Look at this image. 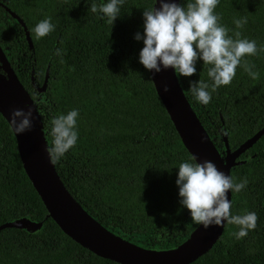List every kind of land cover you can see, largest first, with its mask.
Returning a JSON list of instances; mask_svg holds the SVG:
<instances>
[{"label": "trees", "instance_id": "trees-1", "mask_svg": "<svg viewBox=\"0 0 264 264\" xmlns=\"http://www.w3.org/2000/svg\"><path fill=\"white\" fill-rule=\"evenodd\" d=\"M154 1L124 0L110 24L90 10L93 3L99 8L109 0H5V7L24 21L33 49L1 5L0 47L36 106L48 148L51 121L73 109L79 112L77 144L54 163L72 197L125 241L166 251L183 244L198 226L180 203L176 183L179 165L195 161L140 63L144 43L135 35L143 34V11ZM188 2L193 0L179 5ZM215 14L230 37L240 32L241 39L264 48V0H220ZM49 17L55 30L36 39V25ZM243 17L247 23L237 28L234 20ZM245 59L255 65L258 78L238 67L232 83L213 92L207 105L195 99L190 87L200 80L213 83L209 66L198 60L192 77L175 71L192 111L222 156L225 140L235 150L264 128V51ZM47 69L46 90L39 92ZM230 176L237 183L245 177L248 181L242 191L230 190L232 214L255 212L257 227L237 239L233 233L239 227L226 221L212 249L191 264H264V135L236 159ZM21 218L43 222L42 227L1 230L0 264H117L82 248L47 218L23 170L12 130L0 115V225Z\"/></svg>", "mask_w": 264, "mask_h": 264}, {"label": "clouds", "instance_id": "clouds-1", "mask_svg": "<svg viewBox=\"0 0 264 264\" xmlns=\"http://www.w3.org/2000/svg\"><path fill=\"white\" fill-rule=\"evenodd\" d=\"M219 2L220 0H193L181 6L174 0H157L159 7H156V3L154 7L143 11V34L135 35L137 41L142 40L144 43L140 63L149 71L160 73L171 68L175 69L178 76L192 77L197 73L198 60H203L204 65L209 66L207 75L213 83L209 85L200 80L198 83L192 82L190 87L195 99L204 105L209 104L212 93L219 87L232 83L238 67L243 66L251 78H258L259 73L253 70L255 65L250 64L245 57L264 51V48H257L255 40L241 39L240 32L235 33V39L228 35L229 29L218 23L220 17L215 14ZM123 3L124 0H109L99 8L93 3L90 10L93 13L99 11L108 18V23L113 24L119 17ZM234 23L237 28H241L247 23V18L235 19ZM54 30L51 18L44 19L34 29L35 38L46 37ZM56 54L61 55L60 50ZM169 91L165 86L164 92ZM78 116V110L73 109L51 121L53 140L47 151L53 164L77 144ZM10 123L17 135L31 131L33 110H13ZM178 169L176 183L180 203L190 210L194 223L207 229L211 225L222 226L227 221L228 224L239 227V231L233 233L237 239L246 237L249 230L257 227L256 213L233 215L232 203L227 196L230 190L238 193L246 188V177L237 183L232 176L226 175L208 160L203 163L186 161Z\"/></svg>", "mask_w": 264, "mask_h": 264}, {"label": "water", "instance_id": "water-1", "mask_svg": "<svg viewBox=\"0 0 264 264\" xmlns=\"http://www.w3.org/2000/svg\"><path fill=\"white\" fill-rule=\"evenodd\" d=\"M174 2L179 5L180 0H174ZM156 3L157 0L154 1L153 7ZM3 7L21 25L28 46L33 49L24 21L14 12ZM156 7H159V3ZM0 70V115L12 130L23 170L40 197L47 211V218L51 219L66 236L97 257L117 264H191L212 249L221 237L226 221L222 226L211 225L207 229L198 224L183 244L166 251L141 248L99 224L72 197L60 179L47 151L48 146L36 106L19 82L1 47ZM149 75L183 146L190 156L195 158L193 159L195 163L211 161L220 171L230 176V170L236 164V159L264 135L263 128L235 150H230L225 140V153L222 156L192 111L179 84L175 69L169 68L160 73L149 71ZM48 78L47 69L43 83L38 88L39 92L46 90ZM165 86L170 89L167 93L164 92ZM29 108L33 110V128L31 131L17 135L10 123L11 113L16 109L27 111ZM227 196L230 202V191ZM42 224L43 222L34 224L21 218L0 225V231L11 228L34 232L39 230ZM28 227L31 229H27ZM195 232L197 236L192 238Z\"/></svg>", "mask_w": 264, "mask_h": 264}, {"label": "bare ground", "instance_id": "bare-ground-1", "mask_svg": "<svg viewBox=\"0 0 264 264\" xmlns=\"http://www.w3.org/2000/svg\"><path fill=\"white\" fill-rule=\"evenodd\" d=\"M27 229H31V227H28ZM197 236V232H195L192 236V238H195Z\"/></svg>", "mask_w": 264, "mask_h": 264}, {"label": "flooded vegetation", "instance_id": "flooded-vegetation-1", "mask_svg": "<svg viewBox=\"0 0 264 264\" xmlns=\"http://www.w3.org/2000/svg\"><path fill=\"white\" fill-rule=\"evenodd\" d=\"M0 4H1L2 6H5L4 2H0ZM0 71H1V70H0Z\"/></svg>", "mask_w": 264, "mask_h": 264}, {"label": "rangeland", "instance_id": "rangeland-1", "mask_svg": "<svg viewBox=\"0 0 264 264\" xmlns=\"http://www.w3.org/2000/svg\"><path fill=\"white\" fill-rule=\"evenodd\" d=\"M0 2H5V0H0Z\"/></svg>", "mask_w": 264, "mask_h": 264}]
</instances>
